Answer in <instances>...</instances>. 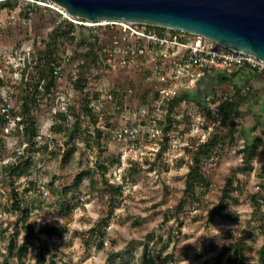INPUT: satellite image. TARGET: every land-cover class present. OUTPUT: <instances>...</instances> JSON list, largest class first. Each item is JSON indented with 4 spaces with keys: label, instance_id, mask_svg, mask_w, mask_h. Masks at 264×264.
Wrapping results in <instances>:
<instances>
[{
    "label": "rangeland",
    "instance_id": "1",
    "mask_svg": "<svg viewBox=\"0 0 264 264\" xmlns=\"http://www.w3.org/2000/svg\"><path fill=\"white\" fill-rule=\"evenodd\" d=\"M7 1V6L0 7V105L9 95L18 116L21 70L35 54L37 60L23 78L25 87H31L35 73L49 66L45 44L57 25L64 26V18L43 6L48 5L45 0H0V3ZM71 19L69 21L76 26L70 32L72 40L61 38L55 46L59 55L55 65L58 68L56 89L32 110L38 128L35 145L26 146L21 134L14 132L6 138L0 136V145L4 144V147L0 146L1 253L11 235L16 244H20L25 236L20 223L18 228L14 225L19 215L11 207L13 193H16L19 206L29 209L27 221L36 233L29 241L24 264H34L35 255L42 246L47 248L45 258L53 255L64 264H121L118 257L113 259L114 254L120 255L123 263L135 264L145 243L148 242L150 250L157 251L167 240L163 254L172 253L167 264H224V258L218 257L220 249L239 237L244 228L251 233L245 239L249 263L264 264L259 259L263 238L259 229L254 228L258 222H250L253 207L249 202V196L260 190L258 173L262 159L252 161V170L235 173L234 185L240 188L234 194L239 198L236 203H229L226 210L236 218L234 222L208 221L207 216L218 200L225 178L240 162L236 151L243 144L240 136L218 156L204 161L203 171L210 188L201 196L203 203L199 207L193 202L187 203L177 215L170 213L169 210L183 198L185 175L191 161L187 149L194 143H202L185 135L188 119L183 117L186 109L180 107L177 110L179 120L176 121L180 124L166 132L161 129L162 137L142 134L136 139L118 141L113 138V132L139 124L131 113L145 110L152 97L146 75L149 66L139 59L120 66L123 49L131 40L117 33L115 26L92 25L89 29L86 22ZM79 24L86 27L79 28ZM113 32L117 34L114 37ZM116 39L117 45L114 44ZM89 42L94 43V47L105 45L109 49V64L106 62L109 56L99 67L89 69L81 64L79 54ZM79 75L85 78V83L76 91L73 80ZM208 84L204 91L209 93L214 82ZM225 84L220 82L216 88L224 89ZM85 91L91 99V111L85 110L80 100ZM195 91L197 86L192 90ZM94 94L98 95L97 99ZM196 96L203 95L198 91ZM120 101L122 107L117 104ZM194 107L187 106L189 110ZM58 111L66 114V122L56 128ZM74 114L79 117V130L70 140V134L76 131ZM246 126L248 130L251 128L248 123ZM96 130L100 131L99 139ZM168 132L175 137L177 150L169 148ZM72 144L75 148L66 157ZM163 147L165 149L160 152ZM19 155L21 158H17ZM98 165L107 166L104 175L97 170ZM23 170L25 173L16 178ZM81 172H87L98 183L96 192H90L87 175L76 187L72 186L75 176ZM30 182L34 184L33 188L25 193ZM62 203L71 207V217L66 221L65 212L60 208ZM261 213L264 215V205ZM44 226L62 227V238L47 239ZM96 227L104 231L101 239L89 234L90 229ZM146 235H151L149 241ZM100 240L102 246H99ZM1 259L0 256V262ZM9 263L17 264V261L11 258Z\"/></svg>",
    "mask_w": 264,
    "mask_h": 264
},
{
    "label": "trees",
    "instance_id": "2",
    "mask_svg": "<svg viewBox=\"0 0 264 264\" xmlns=\"http://www.w3.org/2000/svg\"><path fill=\"white\" fill-rule=\"evenodd\" d=\"M42 1V0H38ZM45 2V1H43ZM48 3V2H47ZM9 4V1L0 3V7H5ZM81 22H85L80 20ZM64 26L62 25V29L59 30V26L55 27L54 30L49 35V41L46 46V55L49 59V66L44 70H39L35 73V81L31 85V87H25L24 83V75L27 72L28 68L31 67V64L36 61V56L31 55L30 60L24 64L23 69L21 70V81L18 86V95L17 99L20 104L18 107L17 115L20 117V121L18 122L16 129L13 131L16 134H21L22 141L26 142V146L29 144L31 146L35 145V139L37 138L38 128L37 121L35 115L32 113L33 108L39 106L40 101L43 97L50 94L54 89H56L55 79V65L58 64L59 57L58 52L56 53V42L61 39H70L72 40L70 32L76 27L73 23L67 19L63 20ZM140 26V25H139ZM79 28H85L86 26L83 24L77 25ZM91 27V26H90ZM89 26L86 28L92 29ZM148 29H152L158 34L162 35L167 30L158 27L146 26ZM115 31L119 32V29L115 27ZM171 31V30H170ZM173 32V31H171ZM114 33V32H113ZM117 34L114 33L112 36L114 37ZM116 38V37H115ZM118 39L114 40V44L117 45ZM48 45V51H47ZM109 54V49L102 45V47H94V43L89 42L86 46V49L83 53L79 54V60L81 64L84 66H88L89 69L92 67H99L102 63V60H106ZM246 69V68H243ZM238 69L234 72L226 75L221 72L219 73L220 81L222 82V77L225 76L224 82L228 79H231L237 72ZM251 70V69H250ZM252 72L255 73L254 70ZM257 73V72H256ZM149 71L146 72L148 76ZM84 85L85 78L79 75L75 80H73V88L76 91L81 88L80 84ZM27 85V84H26ZM234 90L235 94L230 101H222L219 103L217 112L220 117L219 125L214 129V133L207 138L205 141L199 144H192L190 148L187 149L188 154L190 155L191 161L188 166V171L185 175L184 180V194L183 198L172 208L169 210L170 213L177 215L183 207L187 203H195L196 206H200L202 202V195L206 193L210 188V183L203 171L204 161L211 159L213 157L218 156L221 152L225 151V148L229 145L232 146L234 141L237 142L238 136H240L243 140V144L240 148H238L237 154L240 156V162L236 165L235 168L231 169L230 175L225 178L224 184L220 190L218 200L216 203L212 205L209 209L207 220L211 221L214 219H223L227 221L234 222L236 218L234 216H230L226 210L228 208L229 203H236L238 201L239 195H235L236 189L240 188L239 185H234V178L236 172H245L253 169L252 161L258 159L259 157L262 159V163L260 165L258 177L260 179L258 183V188L260 189L258 192H255L249 196V202L253 207L251 221L258 222V226L254 227L259 229V232L262 235L263 241L259 251V259L264 261V215L261 213V206L264 205V113L261 114V111H258V118L254 122L253 126L248 130L245 124V117L248 114V100L250 96V90L245 94H240V89L237 85H233L230 87V90ZM229 90V89H228ZM228 90L218 89L211 93H207L202 97L198 98L194 93L183 92L179 96H176L173 100L168 104V112L165 116V121L159 122V127L163 129V132H166L168 129L176 127V125L180 124V121H176L174 118L177 110L181 107V103H185V109L188 104L193 103L197 109H204L208 103H214L217 99L218 94H224ZM79 92V91H78ZM82 92V89H81ZM81 95V94H80ZM98 95L94 94V98L97 99ZM82 103H84V109H89L91 111L90 103L91 99L89 95L85 91L83 95L80 97ZM118 106L122 107V102L118 103ZM124 104V103H123ZM188 109V108H187ZM75 123L74 130L70 135L69 139L71 140L73 135L79 130V117L74 114ZM210 116V115H209ZM184 120L188 119V116L183 117ZM56 120H59L56 124V128L61 127L66 122V114L63 111H58L55 116ZM240 121L236 123L234 120ZM1 123L3 124V120L0 116ZM95 121V120H94ZM253 133V134H251ZM97 139L100 137V131L96 130ZM88 145V143H87ZM98 145V142H97ZM75 145L72 144L66 151V157H69ZM165 147L161 149L164 150ZM17 154V153H15ZM21 158L19 155L17 158ZM97 170L101 172V174H105L107 171V166L98 165ZM25 173V170L17 173L16 178H19L22 174ZM84 175L89 176L90 178V192H96L97 182L90 177V174L87 172H81L77 176H75L72 181V186L76 187L79 182L82 180ZM106 182V181H105ZM33 183L30 182V187L24 189V192L27 193L30 189L33 188ZM110 186V185H109ZM120 190V187H117ZM201 191V192H199ZM203 191V193H202ZM14 200L11 204L12 209L17 210L18 216L14 221V225L18 228V224L20 223V228L24 231V239L20 244H16V239L11 235L7 240V244L5 246L4 253H1L0 256L1 264H11L9 263V259H16L17 264H24L23 258L27 254L29 249V241L31 238L36 236V233L33 230V227L28 223L29 217V209L26 206H19V198L16 193H13ZM62 209L61 212L64 213V217L68 220L71 217L70 209L71 207L65 203L61 204ZM168 218V215L165 216V219ZM106 221V220H103ZM249 222V223H250ZM44 235L47 239H52L53 237L62 238L64 229L62 227H54V226H44L43 227ZM89 233L93 237H103L104 231L99 230L97 227L90 229ZM251 236L250 231H247L245 228L241 231L239 237L235 238L234 241L228 243L220 249L218 254L219 258H224V264H250V256L248 255L245 248L247 247L245 239ZM2 239H4V235L1 234ZM147 241L151 238V235H146ZM169 240L163 242L157 251H152L148 247V242L143 245L141 252L139 253L138 259L135 264H167L169 260L172 258V253L163 254L164 250L167 248ZM102 241H99V246H102ZM47 248L42 246L37 254L35 255V263L34 264H64L61 260H55L53 255H49L45 258ZM113 259L118 257V260L121 261V264H133L132 262L123 263L120 255L114 254L112 255ZM218 258V259H219Z\"/></svg>",
    "mask_w": 264,
    "mask_h": 264
},
{
    "label": "built area",
    "instance_id": "3",
    "mask_svg": "<svg viewBox=\"0 0 264 264\" xmlns=\"http://www.w3.org/2000/svg\"><path fill=\"white\" fill-rule=\"evenodd\" d=\"M43 6L55 10L64 19L72 20L61 8L52 3L48 2V5ZM103 25L115 26L120 34L126 35L131 40L123 49L124 55L120 58V66H126L130 60L135 59L146 62L149 66L147 78L152 97L145 110L131 113V116L139 121L137 126H125L113 132V138L118 141L124 138L136 139L142 134L152 138L160 135L162 137V130L158 124L160 121H165L170 101L183 92L193 93L192 90L208 72L228 75L243 68H249L257 73L264 71L262 60L225 48L200 35L175 30L171 32L169 29H165L167 31L160 35L142 24L108 22ZM108 56L106 62L109 64L111 54ZM54 73L58 74V68ZM249 90V86L241 87L240 94H245ZM234 94L235 91L229 88L226 93L218 94L216 101L208 103L204 109L194 107L193 110H189L186 107L184 112L188 116V122L185 125V135L200 142L209 138L220 123L217 112L219 103L230 101ZM10 99L9 95L6 96L0 105V116L3 120L0 128L2 138L12 136L20 121V117L15 115L16 109ZM188 105L194 106L193 103ZM181 107H185L184 102L181 103ZM174 118L179 120L176 114ZM234 121L240 122L236 119ZM166 137L169 138V148L177 150L178 145L172 132H168ZM0 146L4 147V144Z\"/></svg>",
    "mask_w": 264,
    "mask_h": 264
},
{
    "label": "water",
    "instance_id": "4",
    "mask_svg": "<svg viewBox=\"0 0 264 264\" xmlns=\"http://www.w3.org/2000/svg\"><path fill=\"white\" fill-rule=\"evenodd\" d=\"M90 24L122 22L203 36L264 62V0H45Z\"/></svg>",
    "mask_w": 264,
    "mask_h": 264
},
{
    "label": "crops",
    "instance_id": "5",
    "mask_svg": "<svg viewBox=\"0 0 264 264\" xmlns=\"http://www.w3.org/2000/svg\"><path fill=\"white\" fill-rule=\"evenodd\" d=\"M222 77V82L225 84V87L223 86V90H228L231 86L237 85L238 88L249 86L250 88V96L248 100V114L245 117V124L253 126L254 122L258 118L256 116L258 114V111H261V114L264 113V71L260 73H254L249 68L239 70L237 74H235L231 79H228L224 82L225 76ZM207 81V83H206ZM213 81L214 84H211L209 88V93L213 92L215 88L217 87L216 84H219L220 76L218 72H208L206 76L197 84V91H195L194 94H196L198 91H201L202 95L207 94L208 92L204 91V88L209 85L208 82ZM247 127V126H246ZM253 134V133H251Z\"/></svg>",
    "mask_w": 264,
    "mask_h": 264
},
{
    "label": "bare ground",
    "instance_id": "6",
    "mask_svg": "<svg viewBox=\"0 0 264 264\" xmlns=\"http://www.w3.org/2000/svg\"><path fill=\"white\" fill-rule=\"evenodd\" d=\"M103 24H106V23H100V24H98V25H103ZM86 25H92V24H90V23H86Z\"/></svg>",
    "mask_w": 264,
    "mask_h": 264
}]
</instances>
